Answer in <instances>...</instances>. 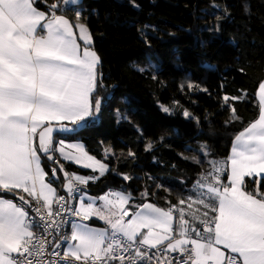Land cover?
I'll return each instance as SVG.
<instances>
[{"label": "snow or ice", "instance_id": "1", "mask_svg": "<svg viewBox=\"0 0 264 264\" xmlns=\"http://www.w3.org/2000/svg\"><path fill=\"white\" fill-rule=\"evenodd\" d=\"M57 7L51 4L46 14L36 0H0V191L18 195L39 217L29 221L25 208L0 198V264H57L46 256L59 257L61 264H173L169 253L183 257L177 264H264V192L259 187L250 192L245 186L246 177L264 173V82L259 85L258 119L235 137L229 160H212L210 171L198 182L201 191L194 190L192 199L205 211L189 213L193 224L183 208L165 210L145 203L130 212L126 205L131 197L121 192L101 196V207L81 197L79 207L70 208L65 197L57 195L52 181L46 180L40 153L54 160L53 153L59 152L64 160L99 171L100 176L108 171L80 145L63 140L57 144L54 139V132H76L68 125L83 127L101 108V100L93 96L100 60L87 47L91 35L85 25H76L85 45L81 49L73 25L57 14ZM65 179L71 196L78 190L76 184L87 185L97 177H70L65 172ZM176 211L179 223L174 228ZM68 212L81 222L71 223L70 236H65L60 229ZM93 216L105 221L111 232L84 223ZM48 237L55 241L51 252ZM62 246L63 255L57 251Z\"/></svg>", "mask_w": 264, "mask_h": 264}, {"label": "trees", "instance_id": "2", "mask_svg": "<svg viewBox=\"0 0 264 264\" xmlns=\"http://www.w3.org/2000/svg\"><path fill=\"white\" fill-rule=\"evenodd\" d=\"M53 3L58 15L87 27L88 47L100 58L93 93L101 100L100 112L83 127L68 125L76 132L59 135L81 141L109 166L92 181V195L121 191L133 197V211L147 202L171 209L191 201L207 161L224 162L235 137L259 117L264 0H83L74 6L39 0L36 5L48 13ZM42 157L50 171L52 160ZM67 170L89 174L73 164ZM245 182L248 191L264 192V178ZM204 211L198 205L194 212ZM185 218L194 223L189 214Z\"/></svg>", "mask_w": 264, "mask_h": 264}, {"label": "crops", "instance_id": "3", "mask_svg": "<svg viewBox=\"0 0 264 264\" xmlns=\"http://www.w3.org/2000/svg\"><path fill=\"white\" fill-rule=\"evenodd\" d=\"M83 0H76V2L73 4V3H68L70 6H74V5H77V4H80L81 2H82ZM39 10H41V11H44V10H42V9H40L39 8ZM46 12V11H45ZM46 14H48L47 12H46ZM65 18H67V17H65ZM68 20H69V18H67ZM70 21V20H69ZM70 23L73 25V23L70 21ZM73 31H74V33H75V35H76V38H77V42L81 45V49H83L84 47H85V45H84V43H83V41H81V40H79V29L76 27V26H74L73 25ZM89 32V31H88ZM89 34H90V32H89ZM91 45V44H90ZM89 46V45H88ZM87 46V47H88ZM90 48V47H89ZM92 50V49H91ZM92 51H94V50H92ZM96 53V52H95ZM97 54V53H96ZM97 56L99 57V55L97 54ZM99 60H100V58H99ZM100 64V63H99ZM99 66V65H98ZM98 68V67H97ZM97 79H98V75H97ZM258 99H259V91H258ZM65 123H67V122H65ZM70 125V124H69ZM72 128V127H71ZM60 136H58L57 138H56V143L58 144V142L60 141V140H63L64 142H65V144H78V145H80L81 147H83V149H84V151L88 154V155H90L88 152H87V150H86V148H85V145H84V143H82L81 141H70V140H64V139H61V137L59 138ZM37 143H38V141H37ZM234 144V143H233ZM66 151H72L71 149H68V148H66ZM56 153V156L54 157V160H58L59 161V163H60V165L59 166H57V167H54V160H52V168H51V170L50 171H48L47 169H46V167L44 166V164H43V155H42V153H40V156H41V166H42V168L44 169V171L47 173V176H46V180L47 181H52V186L56 189V192H57V195H59L61 192H67V190H66V184H67V180L65 179V172L66 173H68V175L71 177V176H73V175H78V176H82V177H85V178H88V177H97V179H99V178H101L102 176H100V174H99V171H93L91 168H85V167H83L81 164H77V163H75V162H73V161H67V160H64L63 159V157H61L60 156V154H59V152H55ZM74 155L76 154V153H73ZM91 156V155H90ZM230 156H231V153H230ZM230 156L227 158V159H225V161H228L229 160V158H230ZM93 157V156H92ZM95 160H99V159H97V158H95V157H93ZM101 161V160H100ZM224 161V162H225ZM101 163H103V164H105L106 166H108L106 163H104L103 161H101ZM67 164H73V165H75V166H77V167H79V168H81V169H83V170H87V171H89V174L88 175H79V174H76V173H70L68 170H67ZM61 167H63V171H61L60 169H61ZM53 168H55L56 169V173L59 175V177L61 178V180H60V182L59 183H56V182H54L53 181V179H52V169ZM107 169H108V171H109V166L107 167ZM107 171V172H108ZM106 172V173H107ZM105 173V174H106ZM104 174V175H105ZM253 177H258V178H264V173H261L259 176H253ZM246 178H248V177H246ZM245 178V179H246ZM97 179H94V180H90V181H95V180H97ZM224 182L225 183H227V180H224ZM90 189V188H89ZM16 192H18V193H20V194H22V195H24L27 199H29L30 197H28L27 196V194L26 193H22L20 190H15ZM90 191V190H89ZM115 192H120V191H109L108 193H115ZM4 192L3 191H0V198H6V199H10V200H12L13 202H15V203H17L19 206H21V207H23V208H25V210L27 211V209H26V207L24 206V203L22 202V201H20L19 200V197H18V195H14L13 193H11V195H6V194H3ZM121 193H123V192H121ZM123 194H125V193H123ZM88 196L89 195H91V194H87ZM104 195H106V194H104ZM125 195H128V194H125ZM85 196V195H84ZM84 196H82V197H84ZM131 197V199H130V201H129V203L126 205V207L128 208V210L130 211V212H135V211H138L139 209H140V206H137L136 207V209L133 211L131 208H130V206H132V202H133V197L132 196H130ZM80 200V199H79ZM79 200H78V203H77V208L79 207ZM95 202V206L96 207H100L101 206V204L103 203L102 201H100V199L99 198H96V200L94 201ZM85 203H89V201L87 200V199H85ZM147 203H151V202H147ZM151 204H153V205H155V206H157V207H160V206H158V205H156V204H154V203H151ZM56 205L54 204L53 205V208L55 207ZM142 206V205H141ZM161 209H165V208H162V207H160ZM172 209V208H171ZM165 210H169V209H165ZM173 215H174V220H173V226H174V228L178 225V223H179V220H178V217H179V214L177 213V211L176 212H174L173 213ZM131 217H128V219H130ZM97 220V221H99L102 225H94V224H92L91 223V221L92 220ZM81 221H79V222H76V223H80ZM84 223H86L88 226H90V227H92L93 229H96V230H106V231H108L109 233H110V228H108L109 226H108V224H106V223H104L101 219H99L98 217H96V216H93L91 219H89L88 221H84ZM104 223V224H103ZM105 224H106V226H105ZM143 231H147L146 229H144ZM74 243V242H73ZM221 247V251H223L224 253H225V255H228L229 253H228V250H226V249H223V247L222 246H220ZM66 250V249H65ZM14 256L16 255V254H13Z\"/></svg>", "mask_w": 264, "mask_h": 264}, {"label": "built area", "instance_id": "4", "mask_svg": "<svg viewBox=\"0 0 264 264\" xmlns=\"http://www.w3.org/2000/svg\"><path fill=\"white\" fill-rule=\"evenodd\" d=\"M59 165H60V163H54V167H57ZM53 181L56 182V183L60 182V177H59V175L57 173H56V178ZM75 187L78 190L74 191L71 196H69L68 192H61L59 194V195H62V196L65 197V200L68 202V206L70 208H77V203H78V198L80 196V193H82V192H84L86 190V185L76 184ZM89 188L90 187H88V190H90ZM29 200H31V198H29ZM32 203L34 205L35 201H32ZM24 206L26 207V209H27V211L29 213V217H28L29 221H38L39 217L36 216L35 212L33 211V208L29 207V205H27V204H24ZM56 207L57 206H55L53 209L56 210ZM64 221H65V223H63L61 225L60 231H61V233L63 235L70 236V225H71V223H74V222L76 223V222H79L81 220H80L79 217H76V216L72 215L71 212H68V213H66L64 215ZM200 228H202V226ZM191 234L193 235V237L195 236L194 233H191ZM36 235L39 237V236L42 235V232L37 231ZM47 239L49 241H52V243H50L49 246H48V252H51L55 241L53 240V237H48ZM56 240H60V237L57 236ZM188 247L190 248L191 246L189 245ZM57 251L61 252V255H63V252L65 251V248L62 246L60 249H57ZM150 252L151 253H156V249H151ZM168 255H169L170 258H174L173 259V264H177V261L183 259V257H181L179 253H169ZM46 258L47 259H56L57 260V264H61L59 257H55L54 258V257L46 256ZM33 259H38V258L33 257ZM64 264H82V262L81 261L70 260V261L64 262ZM112 264H120V262L118 260H115V261L112 262ZM153 264H155L154 261H153Z\"/></svg>", "mask_w": 264, "mask_h": 264}, {"label": "rangeland", "instance_id": "5", "mask_svg": "<svg viewBox=\"0 0 264 264\" xmlns=\"http://www.w3.org/2000/svg\"><path fill=\"white\" fill-rule=\"evenodd\" d=\"M204 154H207V151H204V150H201ZM96 161H98V162H100L101 163V161L100 160H96ZM212 160H208L207 161V166H206V170H205V174L204 175H206L209 171H210V168H211V162ZM108 167V166H107ZM108 173V172H107ZM106 173V174H107ZM105 174V175H106ZM105 175H103V176H105ZM102 176V177H103ZM258 178V177H257ZM261 179V178H260ZM91 183H92V181H90L89 180V184H87L86 185V190L84 191V192H82V193H80V196H79V198H78V200L82 197V196H84V197H82L83 199H84V201H85V199H87L89 202H93V201H95L96 200V198H100L101 196H103L104 194H108V192H105L104 194H101V195H98L97 197L96 196H94V195H92V193L88 190V187H90V185H91ZM223 183H225L224 181H223ZM110 191H113V190H110ZM197 191L199 192V191H201L200 189H198L197 188ZM121 192V191H120ZM87 194H91V195H87ZM126 194V193H125ZM79 203H80V200H79ZM189 204H191V208H189ZM101 206H102V204H101ZM100 206V207H101ZM197 206H198V204L191 198V201H187L186 203H184V204H180V205H178V206H174L175 208H177V209H179V208H183L184 209V211H185V214H189V213H191V212H194L195 211V209H197ZM177 213L179 214V212L177 211ZM125 220H128V217H125ZM103 221V220H102ZM104 223H105V221H103ZM103 223V224H104ZM105 226H106V224H105ZM202 226V225H201ZM200 226V227H201ZM109 228V227H108ZM110 232H111V230H110ZM144 232H146V231H144Z\"/></svg>", "mask_w": 264, "mask_h": 264}, {"label": "water", "instance_id": "6", "mask_svg": "<svg viewBox=\"0 0 264 264\" xmlns=\"http://www.w3.org/2000/svg\"><path fill=\"white\" fill-rule=\"evenodd\" d=\"M37 1H39V0H36V2ZM70 127V126H69ZM71 128V127H70ZM65 134H68V133H56V132H54V139H55V141H56V138L59 136V135H65ZM42 155H44L43 153H42Z\"/></svg>", "mask_w": 264, "mask_h": 264}]
</instances>
